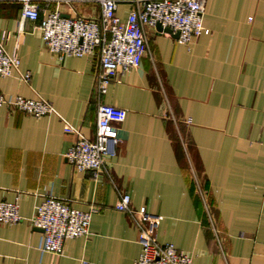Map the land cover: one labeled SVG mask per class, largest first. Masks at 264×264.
Listing matches in <instances>:
<instances>
[{
	"label": "crops",
	"instance_id": "obj_1",
	"mask_svg": "<svg viewBox=\"0 0 264 264\" xmlns=\"http://www.w3.org/2000/svg\"><path fill=\"white\" fill-rule=\"evenodd\" d=\"M52 5L50 9H54ZM131 5L121 3L125 19ZM19 0H0V39L20 72L0 93L48 101L55 114L36 119L0 108V203L20 194L13 225L0 224V264H132L138 230L115 209L162 217L154 234L193 264H264V0H207L209 35L190 45L145 29L148 53L137 69L95 92L96 53L75 58L47 51L21 16ZM63 17L97 18L92 3H62ZM98 103L126 110L108 176L94 178L65 158L77 140H94ZM68 199L91 216L87 237L66 240L61 255L40 253L41 231L28 220L45 197Z\"/></svg>",
	"mask_w": 264,
	"mask_h": 264
},
{
	"label": "built area",
	"instance_id": "obj_2",
	"mask_svg": "<svg viewBox=\"0 0 264 264\" xmlns=\"http://www.w3.org/2000/svg\"><path fill=\"white\" fill-rule=\"evenodd\" d=\"M21 16L39 31L47 51L58 59L81 58L93 53L98 57L95 73V92L98 97L107 93L109 85L125 73L137 69L148 53L145 29L156 31V26L178 34L177 43L190 45L200 36L209 35L203 22L207 0H19ZM62 3L97 4V18L74 15L63 17L57 6ZM131 5L125 19L117 15L119 4ZM55 5L52 10L50 7ZM169 36L168 34H164ZM8 35L0 39V79L14 73L22 83L30 80L29 72H20V61L15 51L8 53L5 45ZM0 108L14 109L39 119L55 114L52 105L41 98L24 99L21 96L0 93ZM126 110L98 103L94 140L82 137L69 125L67 132L77 135L76 142L65 155L78 171H88L96 179L108 176V160L115 156L118 143L116 125L124 122ZM20 194L12 202L0 203V224L13 225L22 220L19 215ZM130 195L118 192L115 209L128 215L138 230L140 253L132 264H193L192 259L172 244H160L154 228L162 217L149 214L145 207L134 210ZM97 210L86 212L75 209L68 199L45 197L35 208L28 222L41 231L40 253L61 255L63 243L69 239L87 237L91 216Z\"/></svg>",
	"mask_w": 264,
	"mask_h": 264
},
{
	"label": "water",
	"instance_id": "obj_3",
	"mask_svg": "<svg viewBox=\"0 0 264 264\" xmlns=\"http://www.w3.org/2000/svg\"><path fill=\"white\" fill-rule=\"evenodd\" d=\"M157 34H168L171 38L177 39L178 34H172L169 29H162L160 25L156 26Z\"/></svg>",
	"mask_w": 264,
	"mask_h": 264
}]
</instances>
